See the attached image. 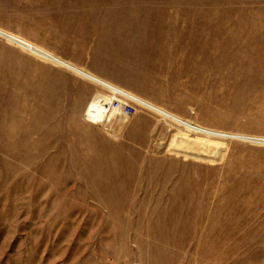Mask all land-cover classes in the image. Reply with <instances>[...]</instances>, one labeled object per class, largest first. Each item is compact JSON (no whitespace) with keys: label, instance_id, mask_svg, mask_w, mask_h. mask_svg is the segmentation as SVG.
<instances>
[{"label":"rangeland","instance_id":"374dc122","mask_svg":"<svg viewBox=\"0 0 264 264\" xmlns=\"http://www.w3.org/2000/svg\"><path fill=\"white\" fill-rule=\"evenodd\" d=\"M37 21L181 124L87 120ZM0 264H264V0H0Z\"/></svg>","mask_w":264,"mask_h":264},{"label":"built area","instance_id":"2783aa9c","mask_svg":"<svg viewBox=\"0 0 264 264\" xmlns=\"http://www.w3.org/2000/svg\"><path fill=\"white\" fill-rule=\"evenodd\" d=\"M94 82L97 84L98 89L95 90L86 109L85 118L93 123L99 124L108 132H114L116 125L122 127L133 116L147 109L173 120L163 113L157 112L148 107L145 104V101L147 100L144 101L143 98L108 80L103 79ZM173 121L181 124L176 120Z\"/></svg>","mask_w":264,"mask_h":264},{"label":"crops","instance_id":"0c3cea01","mask_svg":"<svg viewBox=\"0 0 264 264\" xmlns=\"http://www.w3.org/2000/svg\"><path fill=\"white\" fill-rule=\"evenodd\" d=\"M58 25V21H47L44 24L37 21L34 29L37 32L46 31L47 33L50 32V34H46L42 37L38 33L30 32L28 38L33 40L35 39L40 42V44H43V46L49 48L52 52L59 55L61 58L78 66L85 67L95 75L106 80L107 75L104 70L94 64L91 58L93 55L97 54V47L99 46L100 41L95 40L92 36L87 38H80L72 34L67 36H58Z\"/></svg>","mask_w":264,"mask_h":264},{"label":"bare ground","instance_id":"6f19581e","mask_svg":"<svg viewBox=\"0 0 264 264\" xmlns=\"http://www.w3.org/2000/svg\"><path fill=\"white\" fill-rule=\"evenodd\" d=\"M94 81H98V80L95 79Z\"/></svg>","mask_w":264,"mask_h":264}]
</instances>
